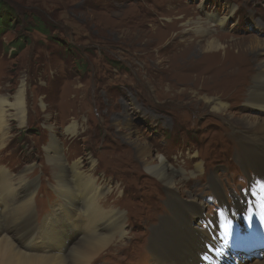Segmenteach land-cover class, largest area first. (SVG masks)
Returning <instances> with one entry per match:
<instances>
[{
  "label": "rangeland",
  "instance_id": "1",
  "mask_svg": "<svg viewBox=\"0 0 264 264\" xmlns=\"http://www.w3.org/2000/svg\"><path fill=\"white\" fill-rule=\"evenodd\" d=\"M4 1L14 9L15 22L0 35V97L13 104L23 85L26 111L22 126L15 119L9 121L0 166L12 174L25 172L27 180L34 182L36 223L51 214L56 202L51 165L43 151L51 128L66 165L79 161L83 171L106 185L111 191H105L101 200L124 217L123 236L114 239L91 264L151 262L145 247L149 224L157 221L155 209L164 214L167 208L165 186L135 166L141 162L137 145L148 146L151 160L163 156L173 169L183 168L191 159L186 178L202 176L205 180L200 186L189 185L195 193L191 199H181L200 207L199 228H211L214 233L219 231L220 216L228 221L230 217L240 219L242 211L249 213L243 197L248 179L235 160L241 134L228 122L239 119L246 128L264 114L244 102L231 101L232 96L226 97L225 104L231 105L227 112L236 119L214 113L204 98L221 95L220 90L229 93L230 88L199 89L200 84L193 86L190 77L188 87L181 85L183 80L172 87L153 68L151 57L163 51L152 54L155 48L151 47V53L142 52V45L134 39L136 25L164 35L169 24L178 22L183 33L191 34L192 23L214 15L226 17L223 27L210 24L211 32L227 38L222 43H230L232 37L263 40L264 0ZM39 24L47 34L37 31ZM18 39L21 50L11 44ZM261 62L264 65V55ZM72 123L77 124V132L68 136L65 129ZM199 164L203 169L198 172ZM207 175L222 182L225 204L220 206L208 193L201 195V187L205 191L209 182ZM245 256L234 257L235 264H241Z\"/></svg>",
  "mask_w": 264,
  "mask_h": 264
},
{
  "label": "bare ground",
  "instance_id": "2",
  "mask_svg": "<svg viewBox=\"0 0 264 264\" xmlns=\"http://www.w3.org/2000/svg\"><path fill=\"white\" fill-rule=\"evenodd\" d=\"M213 22L217 28L223 27L226 17L208 15L207 19L192 23L188 30L191 34L183 33L178 22L169 24V32L164 35L155 28L143 31L142 25H136L134 40L142 45L140 51L147 54L163 51L151 57L155 63L153 68L155 72L163 73L172 87L180 80H183L181 85L188 87L190 77L194 80L193 86L200 84L199 89L209 86L230 88L229 93L220 90L221 95L204 98L214 113L235 118L227 112L231 105L225 104L226 97L232 96L231 101L244 102L246 107L264 114V65L261 62L264 39L232 37L230 43H222L227 38L210 31ZM187 34L191 36L186 37ZM151 47L155 49L149 52ZM220 48L222 53L218 51ZM24 88L20 86L13 104L0 97V150L5 147L9 136V121L15 119L19 126L24 124ZM242 122L237 119L228 123L241 134L235 160L241 168L239 171L248 179V189L243 197L251 213L261 206V203L257 206L256 201L264 196V117L254 118L246 128ZM76 132V123L65 129L68 136ZM134 147L141 160L140 165L135 166L155 175L165 186L167 208L164 214L155 209L157 221L149 224L150 235L145 247L150 264H203L198 256L206 252L204 245L212 242L210 235L214 233L211 228L203 230L198 227L200 207L193 202H183L181 198L194 196L189 185L200 186L205 179L202 176L186 178L191 159L183 163V168L173 169L163 156L151 160L148 146ZM43 151L51 165L56 202L50 208L51 214L39 223L35 221L32 203L34 182L27 180L25 172L12 174L0 166V264H91L106 246L123 236L124 217L119 210L108 207V203L101 200L105 191H111L106 185L83 171L79 161L66 165L52 128ZM202 169L200 164L195 167L198 172ZM206 179L209 181L206 192L201 187V195L208 193L220 206L225 204L222 182L215 175H207ZM214 225L217 226L216 221ZM240 262L264 264V253L246 255Z\"/></svg>",
  "mask_w": 264,
  "mask_h": 264
},
{
  "label": "trees",
  "instance_id": "3",
  "mask_svg": "<svg viewBox=\"0 0 264 264\" xmlns=\"http://www.w3.org/2000/svg\"><path fill=\"white\" fill-rule=\"evenodd\" d=\"M15 22L14 17V9L8 5V3L4 0H0V35L7 29H11L13 27V23ZM37 31L42 34H47L45 32L44 25H35ZM12 47L15 50H21L23 44L20 43V39L11 43Z\"/></svg>",
  "mask_w": 264,
  "mask_h": 264
}]
</instances>
